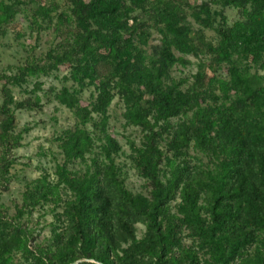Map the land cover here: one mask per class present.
<instances>
[{
	"label": "trees",
	"instance_id": "1",
	"mask_svg": "<svg viewBox=\"0 0 264 264\" xmlns=\"http://www.w3.org/2000/svg\"><path fill=\"white\" fill-rule=\"evenodd\" d=\"M68 1L57 18L73 31L46 55L49 72L27 62L13 76L0 74L1 177L29 131H17L16 108L43 109L37 97L17 105L10 86L68 65L63 79L73 86L50 91L77 120L54 138L63 155L54 180L44 173L13 218L0 213V264H264V0H205L195 17L217 33L216 44L202 30L193 36L184 10L191 0ZM212 4L223 10L212 13ZM16 6L1 1L0 32ZM227 7L240 17L233 26ZM138 10L146 23L133 15ZM54 12L40 5L35 14L53 22ZM152 28L161 44L148 51ZM176 53L198 59L192 83L173 78L178 63L189 64ZM220 66L227 78L216 75ZM116 98L126 126L143 136L128 142L129 154L110 132ZM124 156L146 193L127 187ZM46 205L54 222L37 242L26 220Z\"/></svg>",
	"mask_w": 264,
	"mask_h": 264
},
{
	"label": "rangeland",
	"instance_id": "2",
	"mask_svg": "<svg viewBox=\"0 0 264 264\" xmlns=\"http://www.w3.org/2000/svg\"><path fill=\"white\" fill-rule=\"evenodd\" d=\"M204 1L191 0V5H185L184 10L188 21L193 26V36H196L195 34L202 30L207 41L216 44L218 40L217 33L212 29L201 26L195 17L198 14L197 12L201 11ZM13 2L17 5V17L12 23L4 25L0 32V74L13 76L27 62L46 68L48 71L51 61L46 55L61 42L62 37H68L67 33L73 31L70 26V24L74 25L73 23L70 22L69 24L57 18L60 14L69 12V1L13 0ZM40 5H46L55 11L53 13L55 17L53 22L43 21L41 17L36 16L35 13ZM210 10H212V13L217 14L223 10V7L212 4ZM200 14H202V11ZM133 15L139 16L142 23H146L148 20L147 16L139 10ZM224 15L230 26H233L240 18L237 9L230 7L224 9ZM202 16L205 17V15ZM220 19V17L217 18L215 27H219L222 23ZM148 31L150 34L145 48L150 51L153 46L161 44L162 37L156 29L152 28ZM176 55L178 58L188 61L189 64L178 63L173 69V78L177 81L187 79L189 83H192L193 76L198 71V59L179 53H176ZM206 62L210 64V59L207 58ZM69 69V66L65 65L60 68L59 72H52L48 76L44 75V73L32 75L27 79V84L23 86H10L17 105L25 100L32 102L37 97L40 99L43 109L42 111L20 110L15 107L17 131L25 129H29V131L24 134L21 147L14 148L8 157L12 164L9 167L7 179L1 177L0 174V213L8 218H13L17 209L23 207L24 194L28 185L35 182L44 173H48L51 176L50 179L54 180L56 164L63 160L61 150L58 148L54 138L62 131L73 128L77 120L70 110L54 99V95L50 90L54 89L58 92L63 86H73L72 81L65 82L63 79L69 75ZM216 69V75L224 78L228 77L225 66L216 67ZM258 70L259 74L264 76V69L258 68ZM208 73L212 76L214 72L213 70H208ZM3 84L4 82L0 81V106L3 104L1 93ZM38 85L41 86V91L32 94L31 92ZM93 91L94 88L86 89L82 95V100L91 102ZM124 113L123 103L119 98H116L109 110L110 132L122 144L124 151L129 154L128 142L135 140L137 144H140L143 136L138 128L126 126ZM2 156L3 149L0 146V160ZM202 157L205 158L204 156ZM118 162L125 165L127 187L134 193H146L145 180L137 175L129 160L124 156L120 157ZM51 210H53L52 205L39 206L33 211L30 220H26L34 230L37 242H44L50 236L51 224L54 222V214H52ZM138 228L140 237L145 228L141 225H138Z\"/></svg>",
	"mask_w": 264,
	"mask_h": 264
}]
</instances>
